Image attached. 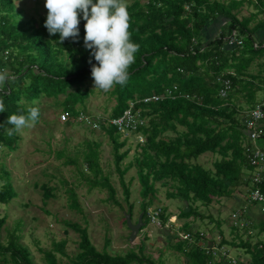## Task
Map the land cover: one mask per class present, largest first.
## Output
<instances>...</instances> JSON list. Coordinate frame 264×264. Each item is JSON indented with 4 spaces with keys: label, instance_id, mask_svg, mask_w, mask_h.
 I'll return each instance as SVG.
<instances>
[{
    "label": "trees",
    "instance_id": "1",
    "mask_svg": "<svg viewBox=\"0 0 264 264\" xmlns=\"http://www.w3.org/2000/svg\"><path fill=\"white\" fill-rule=\"evenodd\" d=\"M130 1V39L140 47L134 54V63L128 68V82L124 86L116 85L110 94L117 100L112 118L123 115L130 102L135 103L134 112L139 110L141 118H150L149 125H141L135 132L145 137L142 155L137 161L143 186L141 210L145 226L150 223L149 209L157 194L156 182L161 179L177 183L176 192L169 195L185 202L187 209L180 213V218L184 219L198 217L199 204L208 207L214 198H229L241 188L249 194L253 188L251 178L254 169L246 153L258 146L257 142L260 143L258 147L264 150V136L253 142L246 124L248 112L260 100L258 93H264V78H258L256 82V77L249 74L252 65L264 58V17L251 26L257 14L264 15V0H149L145 5H140L138 0ZM244 2L253 4L257 13L240 20L233 11ZM46 19L47 15L41 16L39 21L25 20L23 13L16 10L13 0H0V63L14 77L0 91L6 109L0 113V125L11 127L6 123L9 115L19 114V108L26 113L33 99L39 101L43 97L58 98L61 95H65L61 101L64 112L76 117L83 113L81 109L85 108L86 100L95 94L89 85L94 84L91 67L97 62L84 46L86 21L80 17L78 42L69 38L62 45H55L50 41H58L59 34L49 35L44 27ZM220 20L226 25L215 36L213 30ZM233 31L243 39L241 46L229 45L228 37ZM5 52L9 53L7 61L4 60ZM66 59H69V65L64 61ZM218 77L229 78L232 82V90L225 99L219 96ZM167 91L174 97L168 96L158 102L142 101L147 97L164 96ZM239 94L246 99L244 104L248 109L240 103ZM21 98L28 103L25 107L18 104ZM32 106L39 107V104ZM102 125L112 138L117 160L124 159L128 153H118L126 143L120 141L124 135L117 128L106 126L104 121ZM260 125L264 128V122ZM179 126H184L185 131L180 132ZM169 132L177 136L168 137L166 134ZM19 140V134L9 137L4 133V127H0V147L14 148ZM205 153L219 155L214 162L215 170L193 162ZM62 157L63 154L58 153V158ZM85 160L96 176L101 173L96 151L91 150ZM91 184L109 186L108 180ZM3 186L6 189L0 192V203L9 204L17 193L10 181ZM109 188L113 194L114 190ZM46 189L45 197L49 198L52 191ZM126 194L128 200L127 191ZM247 206L249 212L251 206H258L261 213L258 203ZM133 207L131 204L128 211L132 217ZM157 210H160L159 219L164 226L169 221L166 208ZM5 220L0 221V226ZM262 222L260 231L264 233ZM216 223L220 229L221 221ZM81 231L80 252L75 258H70V263H58L52 253L47 255L48 263L162 264L161 258L155 260L139 254L135 248L117 256L99 252L91 244L86 230ZM181 231L191 233L198 241L206 239L188 223ZM173 236L169 241L175 239L173 247L188 258L189 264H209L211 254ZM17 240L18 237L11 238L8 247L0 241V264H33L28 249ZM221 244L234 243L221 238ZM240 244L252 256L248 264H264V240L253 244L248 239ZM65 245L66 241L55 248L64 254ZM143 249V246L138 248L141 252ZM215 264L226 263L217 261Z\"/></svg>",
    "mask_w": 264,
    "mask_h": 264
},
{
    "label": "rangeland",
    "instance_id": "2",
    "mask_svg": "<svg viewBox=\"0 0 264 264\" xmlns=\"http://www.w3.org/2000/svg\"><path fill=\"white\" fill-rule=\"evenodd\" d=\"M45 2L46 0H13L16 10L23 13V18L34 21H39L41 16L48 14ZM138 2L145 5L149 0ZM127 3L129 5L132 1L127 0ZM233 13L242 20L257 13V10L253 4L244 2ZM263 17L261 13L257 14L251 26ZM221 21L213 30L216 35L220 34L219 26L223 24ZM64 61L69 65V59ZM263 62L264 58L256 61L249 70V74L256 77V82L259 81L258 78H264ZM89 88L94 89L95 94L86 100L85 108L81 109L83 114L92 119L110 121L113 110L117 107L115 96L110 94L113 89L102 91L95 89L94 84H90ZM237 97L242 106L248 109L243 95L239 94ZM258 98L263 99L264 93L259 92ZM64 99L65 95L40 99V118L35 126L19 133L20 140L15 149L0 147V192L6 189L3 185L10 181L17 193V197L9 204L0 203V221L6 219L0 226V241L4 247L9 246L11 238L18 237V243L28 249L33 264H49L48 253L54 254L58 263H70V258H75L80 252L81 230H86L91 244L99 252L117 256L125 255L135 248L139 254L155 260L161 258L162 264H189L188 258L173 247L175 239L169 241L176 235L183 242L179 234L184 232L181 228L188 223L195 232L206 237L199 239V245L218 244L225 247L230 257L251 262L252 256L247 253L246 248L240 247V243L248 239L253 244L264 240V233L260 231V224L263 222L258 206H251L249 212L247 205L251 203L244 188L238 189L229 198H214L208 207L199 204L200 215L184 219L180 218V213L187 209L185 202L169 195L170 192H176L177 183L168 179L158 180L157 194L149 214H155L158 208H166L169 221L163 227L159 221L155 224L150 222L135 243L130 242L131 231L126 223L129 206H134L133 217L131 216L133 224H137L142 216L143 186L137 161L141 158L145 137L141 133L123 136L120 141L126 143L118 153L127 152L128 155L118 161L111 136L99 124L92 127L90 119L91 125L86 126L73 118L61 122V115L66 114L61 105ZM27 104L26 102L22 107ZM142 120L149 125V117ZM185 129L184 126L178 127L180 132ZM166 135L172 138L177 136L172 132ZM259 144L257 142L258 146ZM91 150L96 151L101 170L97 176L85 160ZM58 153H62L63 157L58 158ZM218 159L219 155L205 153L193 162L215 170L214 162ZM106 180L109 186L91 184L93 181L103 183ZM46 187L52 191L49 198L45 197ZM109 187L114 190L113 194ZM126 191L129 194L128 200ZM244 209L245 213L237 219L244 226H235L233 214ZM202 216L205 218L200 219ZM219 220L222 223L220 229L216 223ZM221 238L234 244L222 245ZM64 241L65 252L62 254L55 247ZM141 246L144 247L143 252L138 250ZM7 258L10 259V255ZM222 262L229 264L223 259Z\"/></svg>",
    "mask_w": 264,
    "mask_h": 264
},
{
    "label": "clouds",
    "instance_id": "3",
    "mask_svg": "<svg viewBox=\"0 0 264 264\" xmlns=\"http://www.w3.org/2000/svg\"><path fill=\"white\" fill-rule=\"evenodd\" d=\"M45 8L48 14L44 27L50 36L59 34V40L50 41V44L62 45L69 38L78 42L80 17L86 21L84 46L97 62L91 67L95 89L109 91L116 85H126L130 76L128 68L134 63V54L140 47L130 39L127 0H46ZM5 57L7 61L8 56L7 60ZM13 79L7 68L0 69V91ZM25 103L23 98L18 101L19 105ZM36 104L38 101L33 99L26 113L19 108V114L9 115L6 123L11 127L0 125L4 133L11 137L34 127L40 117L39 107L32 106ZM5 111L4 100L0 98V113Z\"/></svg>",
    "mask_w": 264,
    "mask_h": 264
},
{
    "label": "built area",
    "instance_id": "4",
    "mask_svg": "<svg viewBox=\"0 0 264 264\" xmlns=\"http://www.w3.org/2000/svg\"><path fill=\"white\" fill-rule=\"evenodd\" d=\"M228 43L231 46H241L243 44V39L238 37L237 31H233L231 36L228 37ZM257 47V44H255ZM7 60L8 52L5 53ZM0 69H4L0 64ZM217 82L220 85L219 89V96L223 99L227 98L230 91L232 90V82L229 78L225 77H218ZM176 90V89H175ZM171 96L174 97L172 92L167 91V93L164 96H153V97H147L143 99L142 101L144 103H150V102H158L163 100L164 98ZM186 98H189L188 96ZM135 109V103H130L129 109H127L123 115L119 117L111 118L109 121H104L102 119H92L83 113L79 114L78 116L74 117L73 119L76 122H82L86 126L91 125L90 119L92 120L93 126H97L99 124L101 127H103L102 123L103 121L106 123V126H111L117 128V130L122 133L124 136L135 133L138 131L139 127L141 125H144L145 122H143L140 116V111L137 110L134 112ZM61 122H67L68 120H71V116L68 113H64L61 115ZM264 122V98L261 99L255 107L248 112L247 114V121L246 124L249 128V136L250 139L255 142L257 139L264 136V128L261 127V123ZM247 160L250 164V166L253 167L254 171L252 174V190L249 193V201L251 204L258 203L261 205V215L262 220L264 221V191L262 190V184L264 182V150L261 149L258 146L252 147L249 151L246 153ZM246 209H244L242 212H236L233 214V219L235 220L234 225L243 227L244 224L240 222H237V219L245 213ZM155 214H149L150 222L151 224H155L156 221H159L161 223V220L159 219L160 216V210H157L154 212ZM247 222H250V220H247ZM252 224V223H251ZM161 226L163 224L161 223ZM180 238L184 241H188L190 244H195L199 246L202 250L206 251L208 254L212 255V259L209 262V264H215L217 261L226 260L229 264H248L245 261H240L238 258H232L229 256L227 251L225 250L224 246L221 245H213L208 246L205 244L199 245L198 240L188 232H183L179 234Z\"/></svg>",
    "mask_w": 264,
    "mask_h": 264
},
{
    "label": "water",
    "instance_id": "5",
    "mask_svg": "<svg viewBox=\"0 0 264 264\" xmlns=\"http://www.w3.org/2000/svg\"><path fill=\"white\" fill-rule=\"evenodd\" d=\"M126 223L128 225V229L131 231L129 240L130 242H134L139 238L141 231L145 228V223L143 221V215L140 216L137 224H133L131 220V215L129 214L126 218Z\"/></svg>",
    "mask_w": 264,
    "mask_h": 264
},
{
    "label": "crops",
    "instance_id": "6",
    "mask_svg": "<svg viewBox=\"0 0 264 264\" xmlns=\"http://www.w3.org/2000/svg\"><path fill=\"white\" fill-rule=\"evenodd\" d=\"M224 24H225V23H224ZM224 24H222L221 26H219V28H220V29H219L220 32H221V29H222L221 27H222ZM219 30H218V31H219ZM218 31H217V32H218ZM214 35L216 36V33H215Z\"/></svg>",
    "mask_w": 264,
    "mask_h": 264
}]
</instances>
